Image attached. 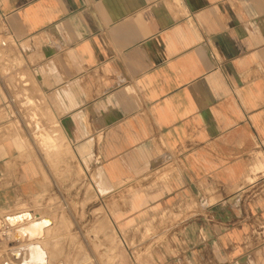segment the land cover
I'll return each instance as SVG.
<instances>
[{"label":"crops","instance_id":"obj_1","mask_svg":"<svg viewBox=\"0 0 264 264\" xmlns=\"http://www.w3.org/2000/svg\"><path fill=\"white\" fill-rule=\"evenodd\" d=\"M0 37V216L133 190L154 264H264V0H0Z\"/></svg>","mask_w":264,"mask_h":264},{"label":"rangeland","instance_id":"obj_2","mask_svg":"<svg viewBox=\"0 0 264 264\" xmlns=\"http://www.w3.org/2000/svg\"><path fill=\"white\" fill-rule=\"evenodd\" d=\"M1 40L2 37L0 46ZM2 49L0 47V52ZM36 124L39 123L30 126L31 131L38 132ZM12 128L15 132L22 131V124L17 120ZM81 176L84 177V174H79ZM88 191L90 190L83 187L79 189V195H87ZM99 191L104 195L111 192V189L100 188ZM67 192L66 196L69 197V191ZM126 192L124 189L112 190L106 198L111 218L107 217L105 221L100 217L103 208L97 193H94L95 206L100 205L101 208L96 210L94 218L88 216L86 204L66 205L61 202L60 194L55 190L45 198L35 199L32 205L23 206L21 210L31 209L34 213L50 215L54 219L55 227L45 243L54 257L65 260L67 264H154L153 252L166 237L160 233L169 229L173 219L168 221L165 217L151 218L133 229V225H121L122 222L118 221L114 211L128 206ZM132 192L133 190H128V196ZM12 245V240L4 236L0 242V264H8L6 261L10 259L9 248Z\"/></svg>","mask_w":264,"mask_h":264},{"label":"bare ground","instance_id":"obj_3","mask_svg":"<svg viewBox=\"0 0 264 264\" xmlns=\"http://www.w3.org/2000/svg\"><path fill=\"white\" fill-rule=\"evenodd\" d=\"M3 42L5 43L4 40ZM36 125H37L36 128L39 132L40 131L39 124H36ZM49 143H52V142H49ZM0 217H1L0 218V237L3 239V237L6 236L8 239L9 238L12 239V242H13L12 246L18 247L16 249L14 248L12 249V247L10 246L11 247L10 249L12 250L11 251L9 250V251L16 260L20 261L19 264H67L65 260L64 261L61 259L56 260L55 259L56 257H54L55 256L54 253L51 252L50 249H48L45 243L46 238L49 237L48 235L50 234L51 231H53V228L55 227L54 219L50 217V215L49 216L46 214L39 215L30 210H22V211L15 212V213L11 212V214L6 213L5 215H2ZM52 253L54 256L52 255ZM6 262H8V264H11L10 261H6Z\"/></svg>","mask_w":264,"mask_h":264},{"label":"built area","instance_id":"obj_4","mask_svg":"<svg viewBox=\"0 0 264 264\" xmlns=\"http://www.w3.org/2000/svg\"><path fill=\"white\" fill-rule=\"evenodd\" d=\"M2 238L0 237V242H1Z\"/></svg>","mask_w":264,"mask_h":264}]
</instances>
